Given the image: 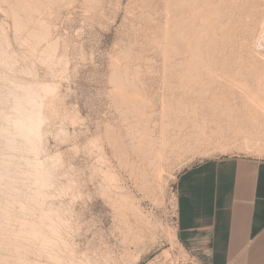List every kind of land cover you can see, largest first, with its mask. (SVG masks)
Instances as JSON below:
<instances>
[{
  "label": "rangeland",
  "instance_id": "1",
  "mask_svg": "<svg viewBox=\"0 0 264 264\" xmlns=\"http://www.w3.org/2000/svg\"><path fill=\"white\" fill-rule=\"evenodd\" d=\"M262 38L222 70L228 81L213 73V0H0V264H198L176 239L177 180L209 159L264 160V115L256 133L246 110L213 112L241 105L243 86L263 96ZM30 86L35 153L11 128ZM28 160L48 180L39 197Z\"/></svg>",
  "mask_w": 264,
  "mask_h": 264
},
{
  "label": "crops",
  "instance_id": "2",
  "mask_svg": "<svg viewBox=\"0 0 264 264\" xmlns=\"http://www.w3.org/2000/svg\"><path fill=\"white\" fill-rule=\"evenodd\" d=\"M175 230L198 264H264V160L225 156L183 171Z\"/></svg>",
  "mask_w": 264,
  "mask_h": 264
},
{
  "label": "bare ground",
  "instance_id": "3",
  "mask_svg": "<svg viewBox=\"0 0 264 264\" xmlns=\"http://www.w3.org/2000/svg\"><path fill=\"white\" fill-rule=\"evenodd\" d=\"M174 7L173 9L175 11H181L179 13H183L185 8L183 5H179V7ZM173 10V11H174ZM174 13H178V12H175ZM248 20V21H247ZM46 31V30H44ZM45 33V32H43ZM238 33H244L245 37L246 35H248L249 37V40H246L244 41L243 44H234L232 42V38L238 34ZM46 34V33H45ZM41 35V34H40ZM43 35V34H42ZM41 35V36H42ZM264 35V0H246L244 3H239L238 1L236 0H229V4H228V0H213V66H214V72H223L222 70H224L225 68H229V69H233V68H237L236 66V63H239L238 61H242V59L240 60L239 58H241L240 56L237 55V52L238 50L240 51L239 54L243 51V52H248L249 51V47H252V48H255L254 46L257 45L256 43L259 42V40L261 39V37ZM35 37V36H34ZM237 37V36H236ZM43 38V37H41ZM263 39V38H262ZM52 44V43H50ZM260 44V43H259ZM258 48V46H257ZM260 49V50H259ZM259 49H257V54H256V58L255 60H258L259 62H261V64L258 63L259 67H257L255 70H256V74H254V81L260 86L258 89L259 91L261 92L262 91V94L264 97V39L261 41V44L259 45ZM259 50V51H258ZM251 52V51H250ZM252 52L254 53L255 51L252 50ZM243 55V54H242ZM247 55H245L246 57ZM48 57V56H47ZM6 58V57H4ZM3 58V59H4ZM54 58V57H53ZM50 59V58H49ZM52 59V58H51ZM48 60V59H47ZM247 60V59H246ZM253 60V59H252ZM2 61V60H1ZM234 63V64H232ZM50 64V63H49ZM242 64V63H241ZM215 65H217V67H215ZM250 67V66H249ZM248 67V68H249ZM247 68V69H248ZM250 69V68H249ZM246 70V68H245ZM254 70V69H253ZM251 71V69L249 70ZM247 71V72H249ZM218 72V73H219ZM217 73V74H218ZM221 73H219L218 75H220ZM240 73V71H239ZM250 73V72H249ZM215 75L213 74V79L215 80L216 76L217 78L219 77L218 75ZM246 74V72H245ZM222 76L224 77L225 75L222 73ZM223 77L221 78H218V79H222ZM225 76V79H227L228 81L229 78ZM235 77V76H234ZM217 78H216V81H217ZM249 79V77H248ZM253 79V78H251ZM256 79V80H255ZM233 80V79H232ZM235 80V79H234ZM250 80V79H249ZM14 81V80H13ZM218 81H221V80H218ZM226 81V80H225ZM254 82V83H255ZM214 83V82H213ZM219 83V82H218ZM251 83V82H249ZM35 85V84H34ZM47 85V84H46ZM214 85V84H213ZM223 85V84H222ZM229 85V84H228ZM28 87V85L26 86ZM31 87V86H30ZM35 87V86H33ZM220 87V86H219ZM251 85L248 86V88L244 89V86H243V90H247L248 92L247 93H244V96L245 98L247 99H244V101L241 100V105L238 104V102H234V103H230V104H227V105H224L220 102H217V101H214L213 103V112L215 113L216 111H221V109H229L230 111L232 110H242V111H245V113L247 114V111L250 112V114H248L251 118H249V122L251 123V128H253L255 130L256 133L258 132H261V127L262 125L259 126L258 122H259V117L263 116L264 115V100H261L262 97H257L254 95H252V89L250 88ZM15 88V87H14ZM38 88V86L36 87ZM36 88H25L22 89V94H20V101L17 104V106H14L12 109L15 110L16 112V117L15 119L13 120L12 124H11V128H12V131L13 134L16 133V136L19 135L22 139L21 142H24L23 144L24 145H27V148L30 149L32 152L34 151H37V142L38 139L41 137V131L39 130L41 127V111H39L40 109V103L38 101V99L42 98L41 95L39 94V87L38 89ZM230 89V88H228ZM17 90V89H16ZM20 90V89H19ZM18 90V91H19ZM254 90V89H253ZM218 91V90H216ZM230 91V90H229ZM41 92V91H40ZM219 92V91H218ZM259 92V93H260ZM43 93V92H42ZM41 93V94H42ZM217 93V92H216ZM225 93V92H224ZM249 93V94H248ZM251 93V95H250ZM258 93V96L260 95ZM220 94H221V91H220ZM223 94V93H222ZM248 94V97H246V95ZM39 95H40V98H39ZM243 95V94H242ZM224 96V95H223ZM222 96V97H223ZM233 96V95H232ZM251 96V97H250ZM255 96V97H253ZM217 97V96H216ZM250 97V98H249ZM257 97V98H256ZM249 98V99H248ZM43 100V99H42ZM41 100V101H42ZM216 100V98H215ZM42 103V102H41ZM43 104V103H42ZM240 108V109H239ZM42 109V108H41ZM216 110V111H215ZM14 112V111H12ZM14 112V113H15ZM244 113V112H243ZM245 114V115H246ZM8 116V115H7ZM11 116V115H10ZM228 118V117H226ZM231 118V117H230ZM264 118V116H263ZM248 120V118H247ZM226 122V121H225ZM227 123H229L230 127L232 128V126H234V122L231 121V119H229L227 121ZM226 123V125H227ZM8 124V123H7ZM225 125V123L223 124ZM229 125L227 127H229ZM8 126H6V128L4 129H7ZM10 128V127H8ZM10 128V129H11ZM9 129V130H10ZM202 129V128H201ZM6 130H3V132H1L2 134L3 133H6L4 132ZM40 131V132H39ZM219 131V130H218ZM8 132V130H7ZM240 133L242 138L246 141V143H250V139L247 138L246 136V133L243 131V130H240V131H237V133ZM244 132V133H243ZM228 133V132H227ZM8 134H10V132H8ZM222 134V133H221ZM236 134V133H235ZM6 137L7 134H5ZM4 136V135H3ZM10 136H13L12 133L10 134ZM18 136V137H19ZM5 137V136H4ZM15 137V135H14ZM14 137L9 139L6 138V140H9L11 141L12 139L14 140ZM17 137V138H18ZM16 138V137H15ZM201 139L204 140V138L202 137ZM5 140V141H6ZM24 140V141H23ZM8 141V145H6L10 150H12L14 148L15 145H13L14 141L13 142H9ZM205 141V140H204ZM207 141V140H206ZM7 142V141H6ZM5 142V143H6ZM203 142V141H202ZM208 142V141H207ZM16 143V142H15ZM27 143V144H25ZM206 144V142H203ZM243 143V142H242ZM247 146V145H246ZM12 147V148H11ZM17 148V147H16ZM26 148V147H25ZM7 150V149H6ZM15 150V149H14ZM23 150V149H22ZM13 151V150H12ZM24 151V150H23ZM23 155V154H22ZM43 160V159H42ZM35 161V160H34ZM36 162V161H35ZM34 162V163H35ZM39 162V161H38ZM26 163V162H25ZM28 163L32 164L33 161L29 162L28 160ZM26 163V164H28ZM37 163V162H36ZM39 164V163H38ZM31 165L33 167H31V172H33V175L32 176L31 172H30V175L31 177L34 178V181H36L37 183V186H36V192L34 194H39L41 193L42 189L44 188L45 184L47 183L46 181V178L43 176V172L44 170L42 169V166H39V165ZM9 165V164H8ZM43 165V164H41ZM50 165V164H49ZM27 167V166H26ZM30 168V165L28 166ZM27 167V168H28ZM44 167V166H43ZM19 169V168H18ZM43 170V171H42ZM47 174V173H46ZM45 174V176H46ZM21 175V174H20ZM49 177V176H48ZM23 182V181H22ZM6 183V182H5ZM33 183V181H32ZM35 183V182H34ZM32 185V184H31ZM15 187V186H14ZM44 192V191H43ZM32 194V193H31ZM40 195V194H39ZM38 196V195H37ZM42 196V195H41ZM12 197V196H11ZM39 197V196H38ZM39 206V205H38ZM9 209V208H8ZM33 209V208H32ZM2 211V210H1ZM7 212V211H6ZM49 212V211H48ZM53 213V212H52ZM5 214V213H4ZM51 214V213H50ZM45 215V214H44ZM5 217V216H4ZM48 219V218H47ZM51 219V218H50ZM33 220V219H32ZM5 222V221H4ZM26 222V221H25ZM35 222V221H34ZM8 223V222H7ZM21 223V222H20ZM67 223V222H66ZM32 224V223H31ZM22 225V224H21ZM20 225V226H21ZM25 225V224H24ZM46 225V224H45ZM19 226V227H20ZM23 226V225H22ZM30 226V224H29ZM35 225H33L34 227ZM41 226V225H39ZM50 226V225H48ZM56 226V225H55ZM25 227V226H23ZM22 227H20L21 229ZM43 228V227H42ZM51 228V227H50ZM49 228V229H50ZM40 229V228H38ZM46 229V228H45ZM44 229V230H45ZM34 230V228H33ZM55 228H53L52 231L55 232ZM20 231V230H19ZM23 231V230H22ZM40 231V230H39ZM51 231V232H52ZM13 232V231H12ZM18 232V231H17ZM32 232V231H31ZM35 232V231H34ZM49 232V231H48ZM50 233V232H49ZM24 236H25V233H23ZM35 234L38 235V233L36 232ZM41 234V233H40ZM39 234V236H40ZM55 234H58V231L57 233L55 232ZM21 235H22V232H21ZM28 235L31 236V233L29 232ZM49 235V234H48ZM53 235V234H52ZM17 236V234H16ZM35 236V235H34ZM46 236V235H45ZM175 236V234H174ZM26 237V236H25ZM24 237V239H25ZM28 237V236H27ZM36 237V236H35ZM59 237V236H58ZM62 237V236H60ZM45 238V237H43ZM56 238V236H55ZM54 238V239H55ZM63 238V237H62ZM175 238V237H174ZM29 239V238H28ZM37 239V237H36ZM64 239V238H63ZM23 240V239H21ZM39 240V239H38ZM44 242V244H46V248H47V245L50 244L51 247L49 246V249L54 247L52 246L55 245L57 246V244L54 242L53 243V240L51 239H40V241ZM65 240V239H64ZM39 242V241H38ZM60 242V241H59ZM29 244V242H27ZM37 243V242H36ZM63 243V242H62ZM61 243V244H62ZM65 243V242H64ZM43 244V243H42ZM42 244H40L39 246H42ZM59 244V243H58ZM68 244V243H67ZM17 244H15L16 246ZM31 245V244H30ZM14 246V245H13ZM38 246V244H37ZM45 246V245H43ZM24 247V246H23ZM61 247V246H60ZM18 248V247H17ZM21 247H19L20 249ZM44 247H42V250H43ZM55 248V247H54ZM24 249V248H23ZM57 249V248H56ZM25 250V249H24ZM53 250V248H52ZM55 250V249H54ZM59 250V248H58ZM68 250V248H67ZM66 250V251H67ZM65 251V252H66ZM71 251V250H70ZM56 252V251H55ZM64 252V253H65ZM74 252V251H73ZM46 253V252H45ZM48 254V253H47ZM46 254V255H47ZM59 254V253H58ZM56 254V255H58ZM70 254V253H69ZM45 255V254H44ZM49 255V254H48ZM54 255V256H56ZM68 255V254H67ZM73 255V254H72ZM46 257V256H45ZM49 257H52V256H49ZM68 257V256H67ZM39 258V257H38ZM63 258V257H62ZM74 258V257H73ZM45 259V258H44ZM47 259V257H46ZM76 259V258H75ZM36 260V259H35ZM52 260V258H51ZM67 260V259H66ZM64 260V261H66ZM81 259H79L80 261ZM21 261V260H20ZM24 261V260H23ZM27 261V259H26ZM38 261V260H36ZM49 261V260H48ZM76 261V260H75ZM74 261V262H75ZM31 262V261H30ZM34 262V261H33ZM31 262V263H33ZM40 262V261H39ZM50 262V261H49ZM53 262V261H52ZM77 262V261H76ZM31 263H28V264H31ZM80 263V262H79ZM24 264H27V263H24ZM33 264H40V263H33ZM45 264V263H44ZM50 264V263H49ZM71 264H72V261H71ZM74 264V263H73ZM81 264V263H80ZM85 264V263H84Z\"/></svg>",
  "mask_w": 264,
  "mask_h": 264
}]
</instances>
